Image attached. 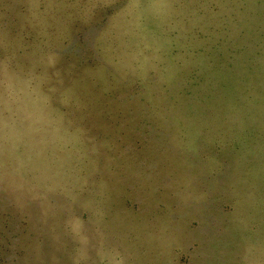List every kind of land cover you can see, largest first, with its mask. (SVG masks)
<instances>
[{
	"label": "rangeland",
	"instance_id": "374dc122",
	"mask_svg": "<svg viewBox=\"0 0 264 264\" xmlns=\"http://www.w3.org/2000/svg\"><path fill=\"white\" fill-rule=\"evenodd\" d=\"M35 2L0 0V264H264V0Z\"/></svg>",
	"mask_w": 264,
	"mask_h": 264
},
{
	"label": "trees",
	"instance_id": "16d2710c",
	"mask_svg": "<svg viewBox=\"0 0 264 264\" xmlns=\"http://www.w3.org/2000/svg\"><path fill=\"white\" fill-rule=\"evenodd\" d=\"M47 1L50 2V1H56V0H47ZM27 2H28V4H25V6L27 8H29L32 5V8H33V10L28 11V12H25L23 10V14L26 13L25 16H28V18L34 16L38 9L45 7V4H42V5L37 7L35 0H27ZM30 20L31 19H27L26 22L28 23ZM28 30H31V32H35V30H33L32 28L27 29V31ZM18 55H22V54H18ZM15 61H16V59H15ZM23 64L24 63H21V62L18 63L17 62L15 65H13L14 66L13 67L14 70H7L5 72L6 78L5 79L3 78L4 82L1 80L3 82V85L8 88L6 91L8 93H13L15 96L17 94L18 98H21V101H22V94L20 92H22L23 86H26V84H27L28 87L30 88V86H29V84L27 82L26 76L25 75H22V76L19 75V68ZM17 70H18V72H17ZM13 86L17 87L18 91ZM9 96H12V94L9 95ZM0 104L3 106L2 107L3 110H2L1 109V105H0V112H1L0 113V120L1 121H7L8 120L7 118H11L13 116V114L20 113L19 110H18V108H19L18 104H15L13 102L8 103V104H4L1 101H0ZM1 121H0V136H2V137L0 138V142H1V147H2V145L5 143V138H4V135H3V126H2L3 123ZM56 253H58V252H56ZM74 253H75L74 250H72L66 256V258L64 260V264H76L75 261L72 258L73 256H71V255H74Z\"/></svg>",
	"mask_w": 264,
	"mask_h": 264
}]
</instances>
